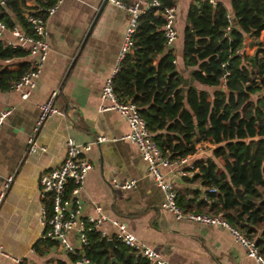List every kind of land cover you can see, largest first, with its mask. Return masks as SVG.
<instances>
[{
    "label": "crops",
    "instance_id": "obj_1",
    "mask_svg": "<svg viewBox=\"0 0 264 264\" xmlns=\"http://www.w3.org/2000/svg\"><path fill=\"white\" fill-rule=\"evenodd\" d=\"M123 1L129 4L135 0ZM141 1L143 6L148 2ZM200 1L175 0L178 38L173 48L174 63L185 78L193 68H184V33L194 27L201 12ZM204 1L212 5L220 3L231 11L232 0ZM44 19L49 49L29 97L22 99L17 90H0V110H10L0 132V193L6 177L13 175L12 184L0 202V251L22 258L21 263H15L0 253V264H74L73 256L63 253L56 241L43 237L44 229L39 224L41 204L45 202L48 209L50 206L40 198L39 178L44 170L64 159L67 139L86 144L97 137L104 140L93 143L85 153L92 168L78 196L82 217L95 215L94 207H100L108 219L102 225L108 239L117 238V228L110 220H119L138 240L152 246L171 263L258 264L234 242L228 228L177 219L164 209V192L156 185L137 146L123 138L129 132L126 119L115 110L99 109L102 85L117 64L128 12L108 0H64L54 13L46 12ZM263 42L264 30L256 36H247L246 61L252 63L257 46ZM24 52V56L7 66L9 70L30 63V56ZM194 84L199 89L213 90ZM53 90H57L54 105L60 114L50 116L36 134L37 144L45 150L27 153V138L35 126L40 105ZM196 147L195 153L187 155L193 166L196 160L210 154L213 145L196 143ZM218 164L221 167L222 162ZM183 168V165L164 166L161 171L165 180L176 186L177 199L178 194L193 198L197 189L201 192L205 189L198 180L186 181L184 177L193 175H182ZM130 179L136 181L133 189L113 185L114 181ZM69 238L75 242L74 235Z\"/></svg>",
    "mask_w": 264,
    "mask_h": 264
},
{
    "label": "trees",
    "instance_id": "obj_2",
    "mask_svg": "<svg viewBox=\"0 0 264 264\" xmlns=\"http://www.w3.org/2000/svg\"><path fill=\"white\" fill-rule=\"evenodd\" d=\"M159 1L175 5V0ZM3 2L0 18L8 27L28 31L25 14L45 18L55 0ZM199 7L194 27L184 33V68H193L188 78L177 69L173 51L165 49L163 19L157 7H150L139 16L134 48L113 77L114 91L137 105L153 140L170 159L195 153L196 143L213 145L209 155L196 160L194 175L184 177L198 180L205 190L197 189L193 198L178 194L177 204L183 212L221 213L229 225L255 240L264 258V42L252 63L245 59L247 36L264 30V0H232L231 11L204 0ZM24 55L0 41V90L9 89L29 68L23 63L9 70L3 61ZM87 236L83 253L90 264H150L118 238L110 249L108 238L98 231Z\"/></svg>",
    "mask_w": 264,
    "mask_h": 264
},
{
    "label": "built area",
    "instance_id": "obj_3",
    "mask_svg": "<svg viewBox=\"0 0 264 264\" xmlns=\"http://www.w3.org/2000/svg\"><path fill=\"white\" fill-rule=\"evenodd\" d=\"M63 1L55 0L54 4L46 9V12L49 14L54 13ZM108 1L117 7L125 9L128 12L129 19L119 49L117 64L112 75L107 77L102 85L99 109L102 111L115 110L126 119L129 132L123 138L128 139L137 146L140 156L147 163L148 171L153 176L156 185L164 192L165 200L162 204L164 209L170 211L177 219L186 218L189 221L203 224H219L228 228L234 242L245 249L246 255L254 258L258 264H264V258L259 253L255 240L248 238L240 229L229 225L222 218L221 213L211 216L204 213H185L180 209L177 204V188L173 183L165 180L161 167L183 165L184 168L181 173L184 176L194 175L196 167L188 163L187 156L170 159L167 155H164L153 140V135L148 129L147 123L140 114L137 105L129 99L119 97L114 91L113 77L118 72L124 57L134 48V34L140 14L146 8L157 7V13H160L163 19L162 31L165 49L173 51L178 38L176 6L162 5L159 0H151L145 6L142 5L141 0H135L129 4L124 3L123 0ZM0 4H4L3 0H0ZM25 17L30 28L28 31L18 25L8 27L0 18V41L3 42V47L23 49L30 56L28 70L9 87V89L19 91L22 99H27L35 87L49 49L46 41L45 19L28 13L25 14ZM227 20L229 23L231 22L230 17H227ZM14 59H5L3 64L8 66L13 63ZM56 95L57 90H53L46 102L40 105V112L36 118L35 126L31 135L27 138V153L45 150L44 146L37 144L36 134L50 116L60 114V111L54 105ZM9 113L10 110H0V132L2 124ZM103 140V137H97L93 142L79 144L71 138L67 139L64 159L59 164L44 170L39 178L40 198L47 201L50 206L48 209L45 202L41 204L39 224L44 229L43 237L56 241L63 253L73 256L74 264H90L89 258L83 253V248L88 244V231H98L102 237L107 238V233L102 228V225L108 219L101 213L100 207H94L95 215L82 217V204L78 196L83 188L84 179L92 168L85 153L92 147L93 143H99ZM12 181L13 175L6 177L0 193V202L4 199ZM135 184L136 181L133 179L113 182L115 187L123 190L133 189ZM110 223L117 228V238L133 249L137 257L145 258L150 264H176L162 258L152 246L138 240L121 221L110 220ZM70 234L75 236V242L70 240ZM0 253L15 263L22 262V258L13 257L1 251Z\"/></svg>",
    "mask_w": 264,
    "mask_h": 264
},
{
    "label": "water",
    "instance_id": "obj_4",
    "mask_svg": "<svg viewBox=\"0 0 264 264\" xmlns=\"http://www.w3.org/2000/svg\"><path fill=\"white\" fill-rule=\"evenodd\" d=\"M108 244H109L110 249H113L114 243H113L112 239H108Z\"/></svg>",
    "mask_w": 264,
    "mask_h": 264
},
{
    "label": "rangeland",
    "instance_id": "obj_5",
    "mask_svg": "<svg viewBox=\"0 0 264 264\" xmlns=\"http://www.w3.org/2000/svg\"><path fill=\"white\" fill-rule=\"evenodd\" d=\"M201 151H203V153H204V151H206V150H204V149H200Z\"/></svg>",
    "mask_w": 264,
    "mask_h": 264
}]
</instances>
